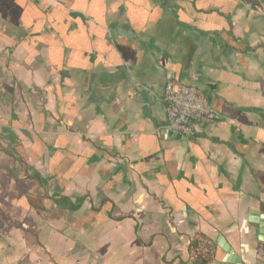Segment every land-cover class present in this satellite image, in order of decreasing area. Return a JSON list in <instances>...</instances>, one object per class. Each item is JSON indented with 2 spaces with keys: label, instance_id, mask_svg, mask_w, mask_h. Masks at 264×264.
Instances as JSON below:
<instances>
[{
  "label": "crops",
  "instance_id": "crops-1",
  "mask_svg": "<svg viewBox=\"0 0 264 264\" xmlns=\"http://www.w3.org/2000/svg\"><path fill=\"white\" fill-rule=\"evenodd\" d=\"M169 77L221 120L167 133ZM260 230L264 0H0V264H264Z\"/></svg>",
  "mask_w": 264,
  "mask_h": 264
},
{
  "label": "built area",
  "instance_id": "built-area-1",
  "mask_svg": "<svg viewBox=\"0 0 264 264\" xmlns=\"http://www.w3.org/2000/svg\"><path fill=\"white\" fill-rule=\"evenodd\" d=\"M166 132L185 138L194 136V126L220 121V115L210 106L205 95L193 84L176 83L169 77L164 85ZM212 242H198L197 251L207 258L212 254Z\"/></svg>",
  "mask_w": 264,
  "mask_h": 264
},
{
  "label": "trees",
  "instance_id": "trees-1",
  "mask_svg": "<svg viewBox=\"0 0 264 264\" xmlns=\"http://www.w3.org/2000/svg\"><path fill=\"white\" fill-rule=\"evenodd\" d=\"M40 203V199L38 201H36V208H38L37 204ZM17 225V224H15ZM204 240H207L205 238H201L199 240H196L195 242L192 243L191 245V251H192V257L193 259L198 263V264H206L210 261V259L212 258V255H213V250L215 248V245L212 243L211 247H212V254L211 256L207 257V258H203L197 251V245H198V242H201V241H204Z\"/></svg>",
  "mask_w": 264,
  "mask_h": 264
},
{
  "label": "water",
  "instance_id": "water-1",
  "mask_svg": "<svg viewBox=\"0 0 264 264\" xmlns=\"http://www.w3.org/2000/svg\"><path fill=\"white\" fill-rule=\"evenodd\" d=\"M183 137V136H181ZM184 138V137H183ZM260 235H263L264 232H262L261 230L259 231ZM217 246L223 250L228 256H229V261L232 259V254H231V251L229 250V247L228 245L226 244L225 240L223 237H219L217 239V242H216Z\"/></svg>",
  "mask_w": 264,
  "mask_h": 264
}]
</instances>
